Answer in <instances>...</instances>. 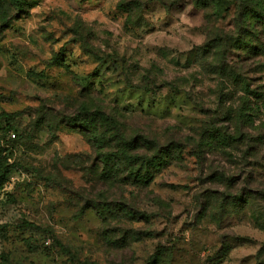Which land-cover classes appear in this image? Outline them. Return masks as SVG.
<instances>
[{"label": "rangeland", "instance_id": "rangeland-1", "mask_svg": "<svg viewBox=\"0 0 264 264\" xmlns=\"http://www.w3.org/2000/svg\"><path fill=\"white\" fill-rule=\"evenodd\" d=\"M27 1L28 12L0 29V113H18L11 130L18 135L2 152L18 165L0 187V264H148L158 250L153 264H264V197L248 193L240 203L208 190L244 182L249 166L238 148L232 157L207 152L201 172L188 143L183 158L156 168L147 186L108 180L94 165L97 150L63 117L84 98L77 75L88 76L86 94L125 112L127 131L161 144L198 126L220 90L226 105H240L241 83L227 77L222 84L225 47L202 49L207 27L235 28L234 9L217 18L194 0L170 7L145 0L141 11L120 6L124 0ZM225 46L227 63L247 70V81L264 92V52L248 59V49ZM55 54L62 65L49 63ZM150 80L160 87H137ZM167 82L191 89L204 106ZM257 104L251 128L264 133V98ZM256 157L263 167L251 187L261 191L264 156Z\"/></svg>", "mask_w": 264, "mask_h": 264}, {"label": "trees", "instance_id": "trees-1", "mask_svg": "<svg viewBox=\"0 0 264 264\" xmlns=\"http://www.w3.org/2000/svg\"><path fill=\"white\" fill-rule=\"evenodd\" d=\"M167 7L172 6L178 0H161ZM145 0H124L120 1V6H128V11L134 7H138L141 11ZM196 6L212 9V16L217 18H225L231 9H234L233 22L235 28L229 31H218L212 27H207V37L205 48L213 44H220L225 47L223 55L218 62L219 72L223 76L222 84L227 77L233 81L241 83L242 89L245 91L240 98V105L234 106V102L226 103V97L222 90L218 93L216 105L213 107H205L204 118L201 123L194 127L192 131L171 137L166 143L161 142L156 137H150L142 133L138 129L124 128L122 117L125 112L118 108V105L109 106L108 103L93 93L86 94V87L83 84L88 76H75V81L82 87L80 94L84 97L75 106V113L66 114L63 117L66 125L77 129L84 133L94 149L97 150L95 166L99 169V176L103 179L118 180L120 182H132L138 185H149L155 175V169L171 163V159H182L184 148L188 145L192 148V154L196 158L198 168L204 171V161L206 153L217 155L234 156V150H240L243 158L240 163H245L249 168L244 173V182L239 183L237 190L227 188L225 191H219L218 188H209L211 192L221 193L227 197L240 203L247 202L248 193H253L264 197V190L253 191L251 184L255 180V168L260 166L261 162L256 156H264L263 144L264 133L260 131V127H253L256 114L253 111L259 109L257 101L260 97L264 98V92L260 90L262 87H252L247 81L245 73L247 70H240L241 67L234 62L228 64L226 61L227 49L225 45L235 42L237 49H248L246 56L252 59L259 55L263 57L264 52V0H194ZM29 2L27 0H0V29L8 27L11 20L21 18L28 12ZM211 16V17H212ZM208 19L210 15L206 16ZM133 22L132 16L128 21ZM216 30V31H214ZM82 47L87 41L82 40ZM233 50V49H229ZM91 55L96 56L95 51L88 50ZM240 53V55H243ZM103 57H99L101 60ZM50 64L62 65L60 54H55L49 61ZM130 84V83H129ZM166 85L174 90L184 91L187 99L195 105L203 107L193 94L191 89L185 90L181 86H177L175 82H167ZM137 87L144 89L147 87H160L155 81H149L143 85L138 84ZM103 88V87H102ZM233 98V97H232ZM254 98L256 99L254 101ZM254 102V103H253ZM16 112L3 111L0 113V187L10 173L12 167L17 166L16 163H8L2 155L5 143L12 141L11 134L14 137L18 135L15 131L13 122L17 117ZM5 125L2 126L1 120ZM50 127H56L50 123ZM186 140L187 142H183ZM233 150V151H232ZM208 154V155H209ZM218 169V168H217ZM217 171V170H216ZM202 176L199 177L200 181ZM210 177V176H209ZM234 176H230L227 181H232ZM206 179V178H205ZM225 198V197H224ZM101 215L104 212L98 207ZM27 225H33L27 222ZM160 252L152 255L148 264H153V260L159 256ZM4 264L7 261L4 259Z\"/></svg>", "mask_w": 264, "mask_h": 264}]
</instances>
